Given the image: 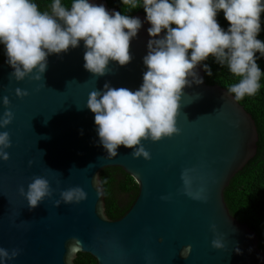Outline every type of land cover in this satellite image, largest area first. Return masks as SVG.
I'll return each mask as SVG.
<instances>
[{"label":"water","instance_id":"95a60500","mask_svg":"<svg viewBox=\"0 0 264 264\" xmlns=\"http://www.w3.org/2000/svg\"><path fill=\"white\" fill-rule=\"evenodd\" d=\"M94 2L118 12L106 0ZM133 17L142 23L129 43L132 59L123 66L110 60L103 76L83 68L82 41L66 53L49 55L40 81H16L6 57L0 62V98L8 96L13 113L0 128L11 141L8 160H0V247L20 249L6 264H65L72 237L82 244L70 264H76L79 252L98 264H148V258L150 264H264L258 235L230 213L224 196L234 175L257 153V125L239 101L224 94L226 88L206 83L201 64L194 70L203 82L182 90L180 133L142 140L150 159L133 158L123 145L116 157L107 158L99 144L94 114L85 107L88 93L105 82L136 90L146 71L142 58L150 24L143 13ZM17 87L28 94L17 97ZM3 111L0 103V115ZM116 166L134 177L139 193L123 216L112 219L100 174ZM185 168L194 169L193 191L199 184L206 187V201L185 194ZM33 176L46 178L53 191L29 209L18 189L26 191ZM77 186L86 193L83 201L55 203L61 191ZM213 224L222 236L221 249L211 245ZM185 245H191L187 258L179 254Z\"/></svg>","mask_w":264,"mask_h":264},{"label":"clouds","instance_id":"9594fccd","mask_svg":"<svg viewBox=\"0 0 264 264\" xmlns=\"http://www.w3.org/2000/svg\"><path fill=\"white\" fill-rule=\"evenodd\" d=\"M120 3L130 10L142 7L150 24L147 29L150 39L147 54L142 58L146 71L138 89L113 88L105 82L101 90L88 93L85 107L94 114L95 131L107 158L116 157L118 146L123 145L132 149L133 158L147 160L150 153L142 140L155 142L179 134L176 118L182 90L203 82L194 69L209 56L239 77L237 83L227 87L225 95L240 101L259 91L261 69L256 61L264 57V42L257 35L261 31L264 0H120ZM221 10L228 22L226 30L216 19ZM141 23L138 17L114 10L110 13L94 0H71L69 7L62 5L61 0H52L49 10L44 11L38 10L35 0H0V45L5 62L13 69L10 78L16 81L26 77L40 81L49 55L66 53L81 41L85 49L83 68L95 76H103L110 60L120 66L130 62L129 43L136 37ZM201 67L208 76L212 75L207 64ZM14 91L17 97L28 94L19 87ZM0 103L4 106L0 128H5L13 113L8 108L7 95L0 98ZM10 144L9 133L0 131V160H8L5 150ZM193 172L190 168L181 172L185 194L206 201L203 184L192 190ZM18 191L32 209L51 196L53 190L46 178L33 176L27 190L21 186ZM85 198V191L77 186L61 191L55 203L58 205L61 200L79 203ZM210 230L214 235L212 247L223 248L222 236L214 224ZM81 244L78 238H71L65 264H70ZM190 250L191 245H185L179 254L187 258ZM239 251L237 248L236 252ZM19 252L18 248L9 251L0 247V264L11 261Z\"/></svg>","mask_w":264,"mask_h":264},{"label":"trees","instance_id":"16d2710c","mask_svg":"<svg viewBox=\"0 0 264 264\" xmlns=\"http://www.w3.org/2000/svg\"><path fill=\"white\" fill-rule=\"evenodd\" d=\"M111 8L118 12L134 16L144 13L142 7L128 9L120 0H106ZM38 10H49L52 0H35ZM71 0H61L62 5L69 7ZM217 22L222 29H227L228 22L223 17L222 10L217 13ZM174 27V25H173ZM257 39L264 42V12L261 13V31ZM259 57V53L255 54ZM5 58L3 46L0 45V62ZM261 69L260 89L254 96H245L240 104L254 118L258 134V149L256 155L231 179L224 196L230 213L241 223L248 224L259 237V246L264 251V57L257 59ZM207 64L212 75L205 71V81L210 85H220L227 89L230 84L237 83L239 77L233 76L227 67H221L209 56L201 62ZM102 187L105 194L106 213L112 219L123 216L135 201L139 186L133 176L121 167H107L101 171ZM76 264H98L96 258L89 253L79 252L75 258Z\"/></svg>","mask_w":264,"mask_h":264}]
</instances>
